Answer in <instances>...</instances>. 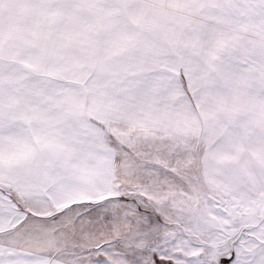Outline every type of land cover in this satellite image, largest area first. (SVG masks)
Returning a JSON list of instances; mask_svg holds the SVG:
<instances>
[{
    "label": "snow or ice",
    "instance_id": "6c2138e0",
    "mask_svg": "<svg viewBox=\"0 0 264 264\" xmlns=\"http://www.w3.org/2000/svg\"><path fill=\"white\" fill-rule=\"evenodd\" d=\"M0 264H264V0H0Z\"/></svg>",
    "mask_w": 264,
    "mask_h": 264
}]
</instances>
